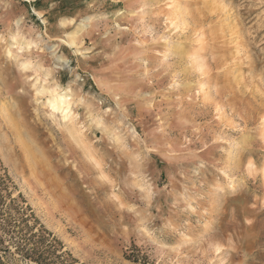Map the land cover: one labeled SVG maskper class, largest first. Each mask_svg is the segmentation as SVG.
<instances>
[{"label": "rangeland", "instance_id": "374dc122", "mask_svg": "<svg viewBox=\"0 0 264 264\" xmlns=\"http://www.w3.org/2000/svg\"><path fill=\"white\" fill-rule=\"evenodd\" d=\"M174 2L0 0V264H264V0Z\"/></svg>", "mask_w": 264, "mask_h": 264}, {"label": "bare ground", "instance_id": "6f19581e", "mask_svg": "<svg viewBox=\"0 0 264 264\" xmlns=\"http://www.w3.org/2000/svg\"><path fill=\"white\" fill-rule=\"evenodd\" d=\"M32 1H36V0H32ZM184 6H185L184 0H176V2L173 3V7H172V10L170 11V14H172L174 16H177V15L181 14L182 13V9L184 8ZM169 18H171V17H169ZM90 19H91L90 17H87V18L83 19V21L81 23H79V25H77L76 28H74V30L68 35L69 36L68 43L72 47L76 48L77 51H79V48H80L79 42H78V35L81 32L82 28L83 27L85 28V26L87 25V23H90L91 22ZM175 20H178V18H176ZM62 23H63V21H62ZM215 32H216V34H218V31H215ZM215 32H214V34H215ZM220 32H222V31H220ZM175 45H169L167 48L169 50H172V49H174ZM9 53L10 54L13 53L11 51V49H9ZM24 64H26V63L24 62ZM46 90L47 89L43 86L41 89H39V92H42L43 93ZM47 99H48V103H49L50 107L53 108V110L54 109H57V110L62 111L64 113V116L65 115H69V113H70V103L71 102L65 96L64 93H61L57 89H54V90L51 91V95ZM235 158H236L235 155H233V157L229 161L230 162V165L229 166H232V165H234L236 163Z\"/></svg>", "mask_w": 264, "mask_h": 264}]
</instances>
